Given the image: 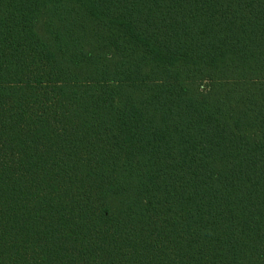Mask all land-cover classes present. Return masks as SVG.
Instances as JSON below:
<instances>
[{
    "label": "trees",
    "instance_id": "obj_1",
    "mask_svg": "<svg viewBox=\"0 0 264 264\" xmlns=\"http://www.w3.org/2000/svg\"><path fill=\"white\" fill-rule=\"evenodd\" d=\"M0 264H264V0H0Z\"/></svg>",
    "mask_w": 264,
    "mask_h": 264
}]
</instances>
